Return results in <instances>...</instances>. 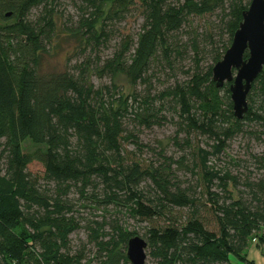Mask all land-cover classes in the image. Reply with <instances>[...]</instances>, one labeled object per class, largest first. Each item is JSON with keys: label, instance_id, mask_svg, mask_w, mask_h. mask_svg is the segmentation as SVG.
Instances as JSON below:
<instances>
[{"label": "trees", "instance_id": "trees-1", "mask_svg": "<svg viewBox=\"0 0 264 264\" xmlns=\"http://www.w3.org/2000/svg\"><path fill=\"white\" fill-rule=\"evenodd\" d=\"M55 1L0 0V264H81L83 255L71 251L69 240L80 227L72 193L97 209L124 207L138 221L164 218L141 236L156 264H264L249 253L264 245V149L254 157L262 176L248 183L249 199L236 190V176L209 163L250 124L264 146V68L251 84L241 119L233 114L229 83L217 87L212 80V67L231 44L250 0H79L78 26L64 33L82 30L84 52L108 44L109 24L130 12L141 20L138 31L124 35L105 58L88 56L42 73V60L59 36ZM217 10L228 41L217 44L221 40L208 31L203 40L190 39L192 50L209 63L184 84L153 92L154 68H172L173 53H182L178 34L188 17ZM92 73L111 80L123 74L141 88L124 94L113 81L95 86ZM165 106L177 115L178 132L186 126L213 139L212 150L197 147L191 154L190 170L200 171L206 202L182 187L170 157L142 168L122 147L127 120L144 128L160 125L167 119ZM127 137L141 146L131 132ZM25 141L34 147L25 150ZM33 161L42 165L41 176L28 170ZM214 179L220 192L212 190ZM144 180L151 184L141 185ZM173 208L187 209L180 222L169 215ZM210 222L214 231L206 227ZM103 225H88L99 254L108 255L106 264H126L120 248L137 232L115 218L110 238L98 240Z\"/></svg>", "mask_w": 264, "mask_h": 264}, {"label": "rangeland", "instance_id": "rangeland-1", "mask_svg": "<svg viewBox=\"0 0 264 264\" xmlns=\"http://www.w3.org/2000/svg\"><path fill=\"white\" fill-rule=\"evenodd\" d=\"M79 6V0H56L53 2V18L57 23L59 36L56 38V42L50 49L49 54L45 55L42 60L40 67L42 73L64 70L65 67L74 66L88 56L93 60L96 59V56L105 58L111 53L113 46L117 44L124 35H131L134 37L139 29L141 20L137 12H130L126 14L125 18L121 21L109 24L111 37L107 41L108 44L100 47L98 49L99 51H91L89 47H86V51L84 52L85 42L81 38V36H83L82 30L76 29L77 31L74 30V34L68 36L65 34L68 33L67 31L69 30L66 27L77 28L80 15L82 14ZM37 12L38 10L33 11L35 14H37ZM206 31L214 33L216 41L219 39L221 40V42L217 44L226 43L228 41V34L221 25V12L219 10L201 16L188 17V20L178 34L179 42L182 46L180 49L182 53L180 55L173 53V56L176 57L174 58L172 68L163 67L158 64L154 68L151 77L153 92L170 89L178 83L184 84L190 78L191 74L197 70V67L203 69L209 63L205 54L199 53L196 55L189 43L192 41H190V39L194 38L203 40L202 34ZM219 32L220 36L218 35ZM63 34H65V36H62ZM208 47H210L209 44ZM197 64H199V66ZM90 80L95 86L103 84L109 85L113 81L124 94L141 88L139 85H132L129 79L123 74H117L114 76L113 80H111L108 76H99L92 73ZM165 108L166 121L160 125H154L151 128L135 126L127 120V133L131 132L141 146L136 147L135 141L127 137V133H125V140L122 143V147L125 148L127 156L137 162L142 168L149 167L151 164L157 165L159 162H162L163 157H170L171 159H169V162L172 163L171 169L174 171V174L177 175V179L182 187L191 188L192 191H195V195L200 198L201 202H206L205 197L202 195L205 181L201 177L198 168H193L194 171L190 170L192 167L191 154L197 147L212 150L211 145L213 139L206 134L199 133L186 126L184 127L186 132H178L176 125V121L178 120L177 115L170 107L165 106ZM177 109L178 107L176 106L175 110ZM257 129L258 127L255 124L246 126L244 131L237 133L227 141V146L223 152L215 156L210 155L209 161L215 169L220 170V174L228 171L231 175L236 176V190L247 199L251 198V188L248 183H252L262 176V171L259 170L254 159V157L262 153L264 149L261 138H258ZM177 132L178 134L176 135ZM186 140L188 144L185 143ZM33 147L34 145L28 141H25L23 144L25 150L32 149ZM28 170L40 176L43 174L42 165L36 161L28 165ZM172 179L174 178L172 177ZM144 184L147 185L151 183L149 180H144L141 185ZM212 190L220 192L218 179H214ZM70 196L74 198H72L74 206L72 208V214L77 220H80V227L69 235V240L71 251L73 253L80 252L83 255L81 264H106L105 261H108V255L105 252L101 253V255L99 254L98 246L95 240L91 238L93 234L90 232L88 225H94V227L97 228V225L104 221V225L100 231L103 230L105 233L100 234L101 236L98 240H107L110 238L111 234V221L115 218L118 219L119 223L124 224L128 230H135L140 236H143L147 228L151 227L152 224H164L166 222L164 218H155L152 221H138V219L129 215L124 207L109 205L106 211L97 209L95 205L90 202L86 203L84 200H76L77 195L73 193ZM115 207L121 208V210L118 212ZM186 214V208H173L170 210L169 215L172 218L179 219L178 221L180 222V219H184ZM208 218H210L209 215ZM95 222H98V224ZM206 227L208 230H215L212 222ZM120 249L121 252L126 254V247L122 246ZM148 252L149 249L146 248L147 257L145 264H156L155 259L150 257ZM249 253L257 260L264 263V245L260 247H250ZM118 264L125 263L119 262ZM126 264L131 263L127 260Z\"/></svg>", "mask_w": 264, "mask_h": 264}, {"label": "water", "instance_id": "water-1", "mask_svg": "<svg viewBox=\"0 0 264 264\" xmlns=\"http://www.w3.org/2000/svg\"><path fill=\"white\" fill-rule=\"evenodd\" d=\"M248 57L244 58V52ZM264 66V0H250L242 12L231 44L212 67V80L217 87L229 83L233 114L241 119L247 111V94ZM147 242L139 235L127 241L126 258L131 264H145Z\"/></svg>", "mask_w": 264, "mask_h": 264}]
</instances>
